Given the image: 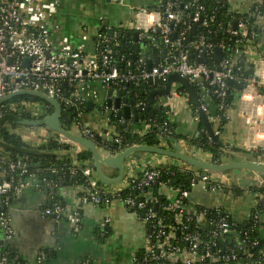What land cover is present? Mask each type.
I'll list each match as a JSON object with an SVG mask.
<instances>
[{
  "label": "built area",
  "instance_id": "built-area-1",
  "mask_svg": "<svg viewBox=\"0 0 264 264\" xmlns=\"http://www.w3.org/2000/svg\"><path fill=\"white\" fill-rule=\"evenodd\" d=\"M203 1L158 0L155 5L150 2L140 9L136 13L132 29L138 33L137 40L147 38L155 49L164 48L165 59L149 70L147 57L140 54L139 59L127 60L126 71H122L112 62L110 50L112 46L115 48L120 46L121 33V36L117 32L109 36L108 31L111 28L105 26L107 34L97 33L95 53H89L83 45L74 47L66 36L56 41L53 39L48 20L57 13L59 0H0V99L23 90L39 92L56 99L63 106V115L69 113V116H72L71 125L78 126L85 138L93 141H97L98 138L110 140L118 145L117 153L126 150L121 145V136L118 132V126L125 124V121L118 118L117 122L112 123L109 113H117V110L103 105L98 109V121L87 123L85 93L88 83H101L103 87L114 90L113 96L120 90L123 96L130 98L131 85L140 86L142 83L158 80L159 86L163 87L171 74L178 73L195 88L196 92L198 91L200 106L194 113L196 121L199 122L201 119L200 110L206 113L210 124H217L221 120L219 115H211L208 111V102L215 100L218 110L228 119L231 108L227 104L231 87L229 81L242 84L244 90L241 92L244 95L264 98V54L260 50L259 33L251 30L252 27L258 29L257 26L260 24L258 22L264 15V9L262 4L249 6L247 14L236 20L235 25L220 24L219 28L225 39L215 42L210 37L218 31L210 29L213 18L206 13ZM218 1L222 5L231 3V0ZM231 11L234 12L233 9ZM217 49L222 51L220 61L216 58ZM26 59L31 61L29 66L25 64ZM200 60H204L205 63H200ZM208 61L212 64L209 65ZM130 66L134 70L130 69ZM247 72L251 74L241 75ZM172 94L180 92L175 91ZM134 102L135 106L142 107V112L146 110L147 105L144 102ZM69 107L71 111L67 110ZM261 108L262 113L257 118H248L254 140L251 141L247 152L264 154V144L261 143L259 139L261 134L258 132V128L262 126L261 118L264 120V105H261ZM46 111V106H38L33 100L20 99L15 102L11 100L0 105V120L8 114L37 118ZM150 127L151 125H146L143 131L138 133L143 135ZM160 130L163 131L160 136L162 144L160 148L173 150L178 143L185 145L178 140L172 141L170 147L166 136L171 134V131L167 124L161 126ZM202 132L207 135L209 144L214 143L215 140L207 131ZM215 132L220 135L219 132ZM188 146L198 160L214 164H221L225 160V156L215 157L203 144L192 143ZM223 146L224 152H229L232 147L230 144ZM164 158L169 160L166 164L146 162L140 172L131 167L123 181L110 188L103 186L96 172L84 163L68 169L50 166L45 173L56 179L43 177L41 181L47 188L55 191L63 187L66 177L80 175L84 179L82 193L78 198L82 206L109 207L115 202L122 203L146 228L145 247L139 255L134 256L133 264H238L242 253L252 257L249 246L258 247L259 240H251L248 235L241 239L225 219L215 224L208 222L207 209L197 213V207L201 205L195 206L194 211L189 213L188 192L168 182L158 184L163 173L162 167H174L186 174L192 172V186L200 185L207 192L228 189L220 184V176L223 175L201 174L197 178L196 171L186 163ZM263 159L261 157V160ZM16 173L29 174L28 164L22 159L12 160L0 150V198L4 204V210L0 211V229L5 232L0 242V264H11L8 255L3 251V246L10 242L14 235L8 211L12 203L20 199L32 184L31 179L17 182ZM171 175L175 176V173ZM156 185L163 188L161 194L166 200L163 204L158 196L152 194ZM127 188L139 193L140 199L132 192L127 196H121L120 193ZM258 196L264 199L262 194ZM213 209L222 211L220 207ZM42 214L47 218L53 217L56 222L67 219L75 232L80 230L82 222L80 207L68 210L63 202L55 198L51 207L45 208ZM170 216L173 217L171 224L166 222ZM259 221L260 216H255V222ZM211 225L212 231L203 238L199 230L207 229ZM187 229L191 232L187 233ZM232 233L236 234L235 245L223 249L219 247L218 240ZM44 255V252L40 253L36 264H43ZM81 264H91V261L86 258ZM253 264H264V254Z\"/></svg>",
  "mask_w": 264,
  "mask_h": 264
},
{
  "label": "crops",
  "instance_id": "crops-1",
  "mask_svg": "<svg viewBox=\"0 0 264 264\" xmlns=\"http://www.w3.org/2000/svg\"><path fill=\"white\" fill-rule=\"evenodd\" d=\"M59 2L57 13L48 20L50 29L53 32V39L56 41L60 37L66 36L71 40L74 47L83 45L87 52L95 53L96 49L92 50L93 38L96 37L101 27L107 26L105 22H108V27L113 30L134 32L132 29L136 13L150 3V0H128L121 3L114 1L105 3L98 0H59ZM255 4L263 5L264 0H231L230 7L238 14H247L249 6ZM258 23H260L257 26L259 29L260 50L264 54V15ZM141 47V54L147 57L152 66L164 61L166 55L164 54V48ZM179 87V85L177 87L173 85L172 93L179 92ZM158 88L160 86L156 87V89ZM108 91L109 88L103 87L101 83H88V89L85 93L87 123L98 121V109L103 105H107ZM172 93L167 96L166 99L168 100L164 101L160 96L156 100L161 106V110L163 108L169 112L168 117L176 127L179 141L184 142V146H188V144L193 143V137L199 136V122L194 118V112L189 103L191 97L188 93L185 95ZM115 99L116 96L114 95L112 100ZM89 102H92L91 108L88 106ZM261 105H264V98L241 94L239 101L229 109V118L220 139L223 145L230 144L232 146L229 150L230 155L237 153L254 154V152H247L251 141L254 140L250 132L248 118H257L263 110ZM123 107L116 109L113 105V108L117 110H115L117 116L121 114L119 119L124 120L125 125H132L135 114L132 112L130 119H126ZM141 113L138 114V120L141 118ZM263 121L261 118L262 126L258 128V132L260 131L261 134L259 139H261L262 144H264ZM145 126L140 131H143ZM16 133L33 146H40L48 138L55 136L47 128H45L43 135L23 130H18ZM69 151H73V147L58 151V153L59 155L67 154ZM81 151L83 149L78 148L76 153H72L73 164ZM261 157L264 158V154L260 156L259 160H261ZM242 159L240 157L237 160L241 161ZM226 160L227 158L224 161ZM167 161H169L167 158L158 155L144 154L140 161L125 162V170L127 172L132 167L136 169V172H140L146 162L161 165V163L166 164ZM87 162L84 163L85 166H87ZM78 164L81 165L82 162ZM104 171L110 178L116 177V170L105 168ZM253 179L250 174L230 171L224 173L222 177L220 176V184L225 185L228 189L221 188L216 192H207L198 185L199 196L203 199V202H197L193 198H189L187 211L192 213L197 205L209 208L220 207L236 222H245L248 221L252 212L261 206L259 213L262 220H264V204L260 203L263 199H260L258 194L250 190L254 185ZM31 183V186L24 191L20 199L12 203L8 211L10 213L11 210H14L21 214L14 221V227L18 230H13L15 237L13 235L11 241L5 244L13 257L11 264H16V261H19V264L28 262L29 250L35 242V245L41 243L55 244L54 249L48 248L46 252L43 251L45 253L44 257L48 256V258H44L43 264H81L86 258L90 259L91 264H133L134 256L143 251L146 244V228L122 203L115 202L109 207L82 206L78 200L80 193H82V184H69L54 191L47 188L39 178L31 179ZM232 187L241 189V193H237ZM54 193H56L55 196ZM55 198L63 202L68 210L80 207L82 222L78 232H75L73 226L67 219H64L58 223L61 230L54 236L53 232L48 231V228L40 226V220H29V216L25 215L32 214L44 217L43 210L49 207ZM2 203L0 198V211L4 210V204L3 207L1 206ZM0 234L2 241L5 235L3 229Z\"/></svg>",
  "mask_w": 264,
  "mask_h": 264
},
{
  "label": "trees",
  "instance_id": "trees-1",
  "mask_svg": "<svg viewBox=\"0 0 264 264\" xmlns=\"http://www.w3.org/2000/svg\"><path fill=\"white\" fill-rule=\"evenodd\" d=\"M191 0H184V2H188ZM150 2L155 5L157 4L158 0H150ZM202 4L206 7V13L213 18L211 22L210 29L212 31L216 30L218 31L216 34L210 37L211 40L215 42H219L221 40L225 39V35L222 33V31L219 28L220 24L227 25L228 23H232L235 25V21L238 20L241 16L243 17L244 14H238L236 12L231 11V7L228 3H225L222 5L218 0H204ZM262 9H264V4L262 5ZM246 17V15H245ZM252 31L258 32L259 29L256 30L255 27H252ZM118 34H122V37H119L120 46L115 48L111 47L110 50L112 52L113 60L112 62L119 66L120 70L126 71V61L127 60H134V56H136V59H139L141 54V46H150V40L149 39H143L142 41L135 40L134 38V32L132 31H118L115 30ZM201 31V30H200ZM100 33L107 34V28L103 26L100 30ZM196 34V33H194ZM156 36H159V34H156ZM139 49V50H137ZM152 49V48H151ZM209 65L212 64V62L208 61ZM135 68V65H134ZM134 68L130 66V69ZM251 72L243 73L241 75L243 76H249ZM156 87H159V85L151 84L149 82L142 83L140 86H130V92L129 96L130 98L134 99L136 102H144L147 105V108L144 112L140 115V120L133 122L132 125H127L122 129V131L119 133L121 136V145L123 148L127 149L129 147H132L136 144H144L148 146H154V147H162L160 136L163 132L160 130V127L167 124V127L169 131H171V134L166 136L167 143L170 147L172 144V141H178L179 135L177 133L175 125L170 121L167 111L162 108L159 112H156L153 117L150 116V111L153 109V106L150 103L149 95L152 91L156 90ZM179 92L182 94H187L186 90L182 87H179ZM198 92V91H197ZM242 92L239 91L234 85H231L230 92L227 97V104L230 107H233L241 97ZM20 99H26V100H33L37 102H41V104L45 105L47 108V111L45 114L39 116V117H32V116H20L19 118L22 119H30V120H43L45 117L51 115L54 112V109L52 106H50L48 103L34 99L28 96H19L15 97L12 101H18ZM189 103L192 107V110L194 113L198 110L197 106L194 104L193 100L189 98ZM216 100L208 102V111L211 115H219L221 117V120L215 124L212 123V127L215 131L219 132L220 135L222 134L224 127L227 123V119L223 116V114L218 110V107L216 106ZM68 109V108H67ZM12 115V114H8ZM16 116V115H14ZM18 117V116H17ZM69 113H65L62 116V124L64 127H71V123L68 121ZM110 121L112 123H115L118 121L117 113L110 112L109 113ZM8 124L10 127H8ZM145 125H151L149 130H147V133H144L143 135L139 134L138 132L142 129ZM20 127L19 124L11 121V120H5L4 117L0 120V150L3 154H6L10 159L12 160H18L22 159L24 162L28 164L29 167V174L21 175L19 173L15 174V178L17 182H24L33 178H39L40 180L43 177H48L51 179H56V177L49 175L48 173H45L46 169L50 166H55L59 169L64 168L68 169L69 167L74 166L72 160H69L67 158H60V155L58 151L61 150H68L70 147L65 146L61 144L59 140V135L57 133H54L55 136L52 138H48L45 143H43L40 146H33L32 144L27 143L20 135H18L15 131H10L9 128L14 129ZM207 131L202 119H200L198 124V131L199 136L193 137L192 142L196 145H205L206 150L211 152L215 157L221 158L222 156H225V158H228L230 156V152H224L223 145H220L218 142L214 141V143L209 144L207 140V135L202 131ZM96 143L98 146L103 147L109 151H111L113 154H116L118 152V145L110 140H104V138H98ZM243 151V150H240ZM263 153H254V155L259 159L260 156ZM80 162H87L91 160L92 154L88 150H83L77 155ZM169 169V170H167ZM163 173L159 179L158 184L160 182L163 183H171L173 182L174 186L179 187L184 192H190L192 190V183L191 178L193 176L192 172L189 174L182 173L178 171L174 167H162ZM175 173V176H172L171 174ZM118 172H115V176L117 177ZM84 179L78 175L77 178L74 176L73 178L66 177L65 181L63 182V187L69 184H83ZM113 187V186H110ZM109 187V188H110ZM234 191L237 193H241V189L237 187H232ZM163 188L161 185H156L154 187V190L152 191L153 195H156L160 198V202L163 204V202H166L164 196L161 194ZM250 190L255 194H262L264 196V184L262 186H256L253 185ZM131 190L127 188L126 190L122 191L120 194L121 196H127L131 194ZM134 196H136L137 199H140V194L136 192H132ZM56 193H54L55 196ZM57 199V198H56ZM59 200V199H58ZM188 202V199L186 200ZM157 209V208H156ZM207 209V210H206ZM261 209L260 207H257L256 210H254L248 219V221L245 222H236L228 213L225 212V210L222 209V211H217L213 208H205L203 206L197 207V213H201L203 210H206L207 215V221L210 223H217L222 219H225L228 221L234 232L236 234H239L241 239H244L246 235L249 236L251 240L257 239L260 241V245L255 248H251L249 246V251L252 255V257H247L245 254H241L239 263L241 264H253V262L261 257V255L264 254V220H262L261 215L259 213ZM158 210V209H157ZM164 214V213H162ZM260 216L259 223L255 222V216ZM167 223H173V217H168L166 220ZM192 226V225H191ZM213 225L206 228H201L199 230V233H201L202 237L205 238V236L208 235L209 232L212 231ZM0 232H2V229H0ZM187 233H190L191 230L187 229ZM236 234L232 233L228 236H226L224 239L218 240V246L222 249L226 246H234L236 243ZM1 236V234H0ZM181 238L180 236H178ZM1 242V237H0ZM248 244V243H247ZM249 245V244H248ZM3 251L8 255L10 262H12V255L10 254L9 250L3 246ZM16 264H19V261H16Z\"/></svg>",
  "mask_w": 264,
  "mask_h": 264
},
{
  "label": "water",
  "instance_id": "water-1",
  "mask_svg": "<svg viewBox=\"0 0 264 264\" xmlns=\"http://www.w3.org/2000/svg\"><path fill=\"white\" fill-rule=\"evenodd\" d=\"M103 1L105 3H121L122 1H128V0H98ZM105 24L108 26V22H105ZM113 29H110L108 31V35H113ZM196 33V29L194 31ZM121 36V34H120ZM135 40L138 39V33L134 34ZM94 45L92 46V50L95 49V42L96 37L93 38ZM163 44V42H162ZM139 50V49H137ZM164 54H166V50H164ZM216 58L217 61H220L222 58V51L221 49L216 50ZM134 60H136V56H134ZM30 59H26L25 64L30 65ZM200 63H205L204 60H200ZM149 70L152 69V63H148ZM151 84L159 85V81H150ZM177 83L180 87L184 88L188 95L193 100L194 104L199 107V97L195 90V88L180 74L173 73L169 76L166 84L163 87H160L154 91H152L149 95L150 103L153 106V109L150 111V116L153 117L156 112H159L161 110V106L157 103L156 98L158 96L160 97H166L169 96L173 85ZM229 85H234L239 91L244 90V86L236 81H229ZM65 88L67 89V85H65ZM114 94V90L110 89L108 91V100L107 105L108 107H114L116 109H120L121 106H124V112H125V118L130 119L131 113L133 112L135 114V120L138 121V114L142 112L141 106H135V102L133 99L123 96L122 91L116 92V99L113 101L112 97ZM19 96H28L34 99H38L41 101H44L48 103L50 106L53 107L54 112L45 117L43 120H30V119H22L14 115H6L4 116L5 120H11L21 126L28 127V128H34V127H45L47 128L51 133H57L59 135V139L61 144L73 147V151H69L67 154H60V158H67L69 160H72V153L77 151L78 148H82L83 150H88L92 154L91 160H89L86 165L93 170H95L101 184L107 188L110 186H115L120 184L126 174L125 170V162L127 161H140L142 156L144 154H154L158 156L168 157L172 159H176L179 161H182L186 163L188 166H190L193 170L196 171V177L199 178L201 174L203 175H223L226 172L230 171H239L245 174H250L253 176V182L256 186H262L264 184V159L259 160L254 154L249 153H237L230 155L226 161L222 162L221 164H214L210 162H205L196 159L192 152L190 151V146H184L182 143H178L175 145L173 150H168L160 147H154V146H148L144 144H138L132 147L127 148L123 152L113 154L111 151L98 146L96 141L87 139L83 136L81 133V130L78 126H71V127H64L62 124V116H63V106L62 104L56 100L53 99L45 94L35 92V91H19L17 93H13L10 95H7L0 99V105L9 102L13 100L15 97ZM65 96L67 97V90ZM92 102H89L88 106L91 108ZM68 111H71L72 109L69 107L67 109ZM200 116L203 121V124L208 132V134L220 145H223V142L220 139V135L216 134L214 128L209 123L207 115L205 112L200 110ZM121 117V114H118V118ZM68 121L72 122V116L70 115L68 117ZM127 125H119L118 126V132L120 133L124 127ZM243 158L241 161H238V158ZM73 162V160H72ZM78 163H81L78 159L74 160V165H77ZM83 163V162H82ZM110 168L113 170H116L118 172L117 177L110 178L106 175L104 169ZM173 184V182H171ZM260 203L264 204V199L260 201ZM3 207V203L1 205ZM51 207V205L49 206ZM16 210V209H15ZM11 216V224L13 230H16L14 227V221L21 216V214H18L17 211L11 210L10 211ZM29 216V220H40V226L44 228H48L49 232H53V235L56 236V233L61 230L58 227V223L54 220L53 217L51 218H44L41 215H32V214H25ZM23 217V216H22ZM61 222V221H60ZM17 236V235H16ZM15 237V235H14ZM36 242L34 243V245ZM31 246L29 256L27 258V261L30 264H36L38 257L41 252H46L48 248L54 249L55 244L51 243H41L35 246ZM48 258V256H45V259Z\"/></svg>",
  "mask_w": 264,
  "mask_h": 264
},
{
  "label": "rangeland",
  "instance_id": "rangeland-1",
  "mask_svg": "<svg viewBox=\"0 0 264 264\" xmlns=\"http://www.w3.org/2000/svg\"><path fill=\"white\" fill-rule=\"evenodd\" d=\"M174 85H175V87H177L179 84L176 83ZM166 98H167V96L166 97H162V100H164V101L168 100ZM35 102H37V101H35ZM37 103H38V106L43 105V104H41V102H37ZM43 106H45V105H43ZM8 127H10L9 124H8ZM9 130L10 131H15V132H17L18 130H23V131H28V132H31V133H34V134H37V135H43V133L45 131V127L25 128L24 126L20 125V127H17V128H14V129H12V128L10 129L9 128ZM199 193H200L199 187H197V185H194L192 187V190L189 192V198H193L197 202H203V199H201V197L199 196Z\"/></svg>",
  "mask_w": 264,
  "mask_h": 264
}]
</instances>
